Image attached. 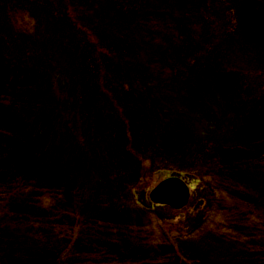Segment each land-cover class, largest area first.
I'll list each match as a JSON object with an SVG mask.
<instances>
[{
    "label": "trees",
    "instance_id": "16d2710c",
    "mask_svg": "<svg viewBox=\"0 0 264 264\" xmlns=\"http://www.w3.org/2000/svg\"><path fill=\"white\" fill-rule=\"evenodd\" d=\"M90 1L0 0V218L36 243L64 246L71 264H212L206 246L190 247L196 237L238 247L248 264H264V212L244 179L247 170L264 171V91L250 107L241 102L245 77L264 73V0H232L239 35L221 39L228 45L219 61L213 46L201 56L203 43L189 27L209 0H98L85 27L79 16ZM43 29L64 39L69 33L66 40L78 44L52 63L25 44ZM81 43L97 51V71L84 84L60 69L75 67ZM199 58L210 66L189 73ZM222 59L236 67L221 71ZM126 70L158 91L165 108L150 107L143 92L130 89ZM211 130L220 133L213 145L219 153L205 157L199 141ZM76 136L86 150L72 159L88 156L86 169L72 171L63 168L72 147L59 150ZM150 169L193 178L208 196L216 194L208 233L185 238L162 217L149 216L148 225L125 221L112 179L137 181ZM85 190L94 200L84 205ZM0 264H12L1 249Z\"/></svg>",
    "mask_w": 264,
    "mask_h": 264
},
{
    "label": "rangeland",
    "instance_id": "374dc122",
    "mask_svg": "<svg viewBox=\"0 0 264 264\" xmlns=\"http://www.w3.org/2000/svg\"><path fill=\"white\" fill-rule=\"evenodd\" d=\"M10 1H18L21 5H25L28 3V0H10ZM24 1V2H23ZM88 2L89 5H84V9L80 14L79 18H81L82 22L86 27V21L94 16L93 13V6L99 8L98 0H94ZM150 6L151 3L147 2ZM86 4V3H85ZM92 4V5H91ZM93 14V15H92ZM192 21L189 22L191 36L195 41L203 43L202 48L204 49L201 51V56H204L208 53H212V47L214 50V58L216 60L221 59L220 51L224 50L228 44H224L221 39L228 35L237 37L239 35V15L237 8L232 0H209L208 6L205 11L198 13L197 15L190 18ZM96 25L99 22L93 21ZM104 22V20H103ZM102 22V23H103ZM84 25L82 27H84ZM99 28L100 34L104 36V26ZM95 28L93 27L92 31ZM98 32L97 28L94 30ZM69 34V33H68ZM68 34L65 35V39L62 37L60 38V34H54L50 30L43 29L39 39L36 38H28L26 39L25 44L32 43L34 46L32 50L38 52V54L47 57L52 63H57V59L60 62L63 61V54L64 49L70 45L71 43H77L78 41L66 40ZM115 34V33H113ZM76 36H81L79 32H77ZM227 37L228 39H230ZM58 38V39H57ZM232 39V38H231ZM34 41V42H33ZM72 41V42H71ZM221 41V42H220ZM210 43V44H208ZM25 48V45H23ZM64 47V48H63ZM78 50V62L75 61V67L73 65H68V67H60L61 75L67 73V77L72 74L73 80L76 82H80L84 84L89 79L90 74H94L95 67H94V60L97 56V51L90 53L91 50L88 48V45L85 43H81ZM219 48V50H218ZM223 48V49H222ZM222 49V50H221ZM217 56V57H216ZM226 59V57L223 56ZM224 60V59H222ZM231 59L229 61L224 60L226 65L221 67L222 70H228L229 68L236 67L235 64H231ZM215 62V61H214ZM210 65H204L200 58L192 64V67L189 70V73H193L194 71L209 67ZM88 67H92L90 70ZM71 69L74 71L72 72ZM220 69V68H219ZM232 70V69H229ZM97 73V72H96ZM62 77V76H61ZM124 79L129 83V88L137 91L143 92L144 96L148 99L150 107L154 104L157 107L165 108V104L160 98V93L158 91L152 90L149 87H145V83L137 80L135 75L125 71ZM243 97L241 98V102L245 103L248 107L252 106L256 101L260 100V97L264 91V73H255L254 76H246L244 83H243ZM82 89L80 85L79 90ZM172 111V110H170ZM75 121V120H74ZM84 126L83 122H76V126ZM206 134V133H204ZM217 137L220 136V133H216L214 130H211V134H208V139L205 140V143L199 141V148H201L203 155L205 157H209L215 153H219L218 149L214 148V141ZM79 140V136H76L75 140H69L63 147L59 150L64 152L70 146L72 147L71 151V159L70 161L66 160L65 165L63 166L64 169L70 168L72 171L80 170L82 168L86 169V162L88 154H81V161L77 162L76 160L72 159L76 156V154L83 149L86 150L85 144L80 142V147L76 146L77 141ZM26 145L27 143H23ZM59 144V143H58ZM59 145H57L58 147ZM76 147V150H75ZM210 147V149H206ZM196 149L194 153L199 155V150ZM58 151V153H59ZM69 157V156H68ZM53 162L51 164H55ZM61 164V161L58 162ZM57 165V164H56ZM58 166V165H57ZM134 169V168H133ZM165 172L159 175L156 174V170L150 169L146 173H144V177H141L138 180V177L135 176L132 179H125L123 182L122 178H117L115 180L112 179L114 184L117 185V192H118V203L120 205L119 210L127 211L125 215H128V218L125 219L127 222L136 223L138 220H141L145 224L148 225V219L150 217H154L155 220L160 219L161 217L168 223L169 221L172 222V226H174L176 232L181 234V236H190L192 233L197 235V233H208L207 227L214 221L212 218L209 220L211 216L212 209V202L213 199L216 197L214 192L210 193V196L207 195L205 190L202 188V185L196 184L194 179L190 180L192 186V199L190 205L181 211H175L167 206H156L153 209L146 208L138 203V198L133 196V189L137 186L140 188H145L146 192L152 191L157 185L166 177L170 176V171L168 169H164ZM134 170H132V173ZM159 173V172H158ZM88 175H90L88 173ZM91 178V175L88 176ZM244 179L247 180L249 188L253 192V196L255 197L256 203L259 207L262 208L264 212V171L261 169H257L256 171L247 170L244 174ZM143 183H139V181ZM90 189L92 188V182H89ZM65 191H68L66 189ZM143 189L140 190L142 193ZM207 196V197H206ZM91 196L88 195V192L85 190L83 192V197L81 201L85 205L88 202H92L94 198L90 200ZM71 202V199H68ZM80 201V202H81ZM79 202V203H80ZM22 201L19 202L18 207L16 208L15 215L19 214L23 215V207ZM78 210V215H82L84 213H80ZM145 215V217L143 215ZM133 217H131V216ZM84 216V215H82ZM108 218L110 216H107ZM131 219V221H130ZM153 225L149 223V228H152ZM215 229V228H214ZM199 231V232H198ZM215 234L216 232H211ZM207 236V235H204ZM186 238V237H185ZM206 238V237H205ZM211 238H213L211 236ZM192 240V238H191ZM196 242L191 241V244H194L196 249L204 250L205 246L207 247L209 253L211 254L212 264H248L251 260L249 255L246 252H243L242 255L239 254L238 247L234 248L232 246H227L222 242H215L213 239H209L208 242L200 241L199 237L194 238ZM218 243V244H216ZM0 249L2 252L3 257L8 263L12 264H65L62 260L63 257L67 255L68 263L71 264L73 254L71 252H65L67 250L64 246L55 243L53 240H49L47 245L40 244L32 241L29 236L26 234L25 231L21 230L18 227H14L5 221L3 218H0ZM205 252V251H204ZM64 253V256L62 255ZM256 264V263H255Z\"/></svg>",
    "mask_w": 264,
    "mask_h": 264
},
{
    "label": "water",
    "instance_id": "95a60500",
    "mask_svg": "<svg viewBox=\"0 0 264 264\" xmlns=\"http://www.w3.org/2000/svg\"><path fill=\"white\" fill-rule=\"evenodd\" d=\"M146 195H142L140 201L144 202ZM152 203L169 206L174 210L186 208L191 200V188L182 175L177 174L158 185L151 193ZM146 204V202H144Z\"/></svg>",
    "mask_w": 264,
    "mask_h": 264
},
{
    "label": "flooded vegetation",
    "instance_id": "af4514ba",
    "mask_svg": "<svg viewBox=\"0 0 264 264\" xmlns=\"http://www.w3.org/2000/svg\"><path fill=\"white\" fill-rule=\"evenodd\" d=\"M187 183H188V185L191 186V183H189V182H187ZM196 184H197V183H196ZM147 207L151 208L152 206H151V204H147Z\"/></svg>",
    "mask_w": 264,
    "mask_h": 264
}]
</instances>
